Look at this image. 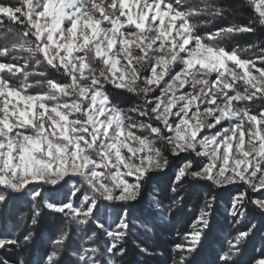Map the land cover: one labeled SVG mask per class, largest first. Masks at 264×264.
<instances>
[{
    "label": "snow or ice",
    "instance_id": "snow-or-ice-1",
    "mask_svg": "<svg viewBox=\"0 0 264 264\" xmlns=\"http://www.w3.org/2000/svg\"><path fill=\"white\" fill-rule=\"evenodd\" d=\"M107 2L113 14L104 12L100 19H94V14L89 15V6L97 8L94 0H0V26L5 18L22 26L19 31L4 27L0 42V186L4 188L0 204L7 203L9 192L27 189L33 201V224L39 215L36 202L42 201L49 210L71 216L77 223L95 221L109 238L104 251L109 255L122 253L121 243L130 227L128 202L142 194L152 179L151 171L170 167L169 156L156 147V140H160L172 156L195 153L207 158L199 171L194 168V159H186L176 171L173 192L186 176L211 181L215 186L242 184L245 190L233 196L230 215L245 217L248 204L264 212V198L248 194L249 190H264V110L253 114L247 107L232 109L233 102L264 101V48L256 57L260 61V68H256L251 58H240L237 49L226 51L213 43L218 37L253 32L256 20L220 27L202 36L191 24L192 18L222 16V8L186 5L184 0H135L140 10L133 15L125 11L126 0ZM249 2L258 13V22L264 25V0ZM131 46L142 55L136 59L139 67L128 60L131 67L125 71L131 73V79L125 81L117 68L118 58L121 54L125 59L131 56ZM25 53L36 65L46 62L51 69L62 70L70 82L47 79L45 91L29 93L30 73L23 70L29 65L25 61L18 66ZM95 58L106 66L98 74L89 62ZM141 61H147V66ZM172 64L183 66L174 76ZM195 65L207 70L208 75L215 72V79L199 81L193 76L191 90L177 95L187 80V76L181 79L182 73ZM145 67L150 75L141 74ZM21 72L17 83L13 78ZM166 75L169 80L164 79ZM177 80L181 82L173 89ZM109 84L136 93L143 104L124 109L113 103L106 89ZM197 84L202 85L199 90ZM215 87L224 93L219 102L212 92ZM157 89L158 95L154 94ZM199 105H204L210 119L192 124L189 113L192 107L199 113ZM129 113H135L136 118ZM224 121L230 126L225 127ZM245 128L249 142L259 141L253 152L243 150ZM203 129L210 134L199 135ZM233 149L240 158L230 157ZM77 176L81 183L76 182ZM129 177L134 179L130 182ZM44 185L52 187L42 190ZM214 199L206 202L184 233V242L175 245L179 256L175 264H194L195 255L212 240ZM156 206L160 207L159 201ZM110 212L116 222L105 227L102 221ZM254 228L251 224L247 229H237L227 247L217 250L214 264H239L236 258ZM95 236L93 232L85 243ZM31 237L29 232L24 242ZM66 238L67 233H61L53 251L41 257L42 264H60ZM19 245L15 236H0V249ZM74 255L78 264H103L95 246L82 247ZM251 264H264V255Z\"/></svg>",
    "mask_w": 264,
    "mask_h": 264
},
{
    "label": "trees",
    "instance_id": "trees-1",
    "mask_svg": "<svg viewBox=\"0 0 264 264\" xmlns=\"http://www.w3.org/2000/svg\"><path fill=\"white\" fill-rule=\"evenodd\" d=\"M191 6L205 7L206 4H214L222 8L223 15L215 18L208 17L209 22L205 23L206 17L196 16L192 18L193 25L198 26L196 32L202 36L215 32L217 28L228 27L230 25H246L249 20H256L253 25L254 31L247 33H237L222 38L221 46L226 50L239 48L252 51H261L264 48V25L258 22V14L255 12L253 4L249 0H187ZM4 29V27H3ZM27 54V53H25ZM28 55V54H27ZM35 65V60L31 59ZM34 68V67H33ZM48 74L49 79L70 82L62 71L51 69ZM39 69H42L40 67ZM40 71V70H38ZM36 79V76H35ZM34 80V78H32ZM36 83V81H34ZM41 88L40 85L37 86ZM110 94L116 101L129 103L134 100L130 95H122L120 92L111 90ZM137 101V99H135ZM264 104L260 101L254 104L257 107ZM255 109V108H254ZM256 110V109H255ZM164 153L173 159L166 148ZM165 179L153 178L149 183L155 185V190L159 193L160 209H164L165 218H161V210L147 209L143 200L134 209L138 214L130 216L128 235L122 241L121 246L124 251H116L109 255L104 251L108 239L96 226L95 221L89 220L87 224L77 223L71 216L66 217L62 213L49 210L42 201L36 202L39 208V215L36 216V223H32L34 214L33 201L27 198L26 194H11L9 192L6 204H0V236H15L19 239V247H5L0 249V261H7V264H19L24 260L25 264H42L41 257L46 256L54 249V241L61 235L67 233V238L60 250V264H78L77 257L82 247L95 246L100 250L98 257L103 264H175L179 259L175 245L184 242V233L189 231L192 223L199 216L202 196L198 191L188 192L186 178L177 187V191H172L171 177ZM148 185V184H147ZM145 186L146 190L148 186ZM4 188H0V192ZM151 190L143 195L146 196ZM214 194L211 223L213 227L212 240L205 242L204 247L195 255L194 264H214L217 250L221 246L227 247L228 241L235 235L237 229H247L251 224H255L250 236L241 249V255L236 259L239 264H251L255 259L264 255V224L261 219L254 216L253 209H247V216L239 223L229 219L219 206L221 201L218 192ZM145 198V197H144ZM247 207H250L247 205ZM168 209H171L168 211ZM134 221V222H133ZM135 224H133V223ZM105 224V221H103ZM110 227V226H109ZM29 232L32 237L28 242H24L23 237ZM95 232L96 236L92 241H87V237ZM109 259L110 262H109Z\"/></svg>",
    "mask_w": 264,
    "mask_h": 264
},
{
    "label": "rangeland",
    "instance_id": "rangeland-1",
    "mask_svg": "<svg viewBox=\"0 0 264 264\" xmlns=\"http://www.w3.org/2000/svg\"><path fill=\"white\" fill-rule=\"evenodd\" d=\"M8 2H10V3H18V0H8ZM143 2H144V0H141V3H143ZM94 3L97 5L96 9H92L89 6V15H93L94 14L93 15L94 19H100L101 18V14L104 13V12H107L109 15L113 14V9H111V7L108 6L107 0H94ZM126 3L128 5V7L125 8L126 12H129V13L135 15L136 12H138L140 10V5L136 4L135 0H126ZM147 3H152V0H147ZM184 3L187 5L188 1L184 0ZM207 18L208 17H206V19ZM191 24H193L192 20H191ZM198 26L199 25L195 26V29H197ZM3 27H12L14 30H17V31L22 29V26H17L13 22L8 21L5 18V24L3 26H0V42H2L3 39H4V37L2 35ZM127 27H131V26H127L126 25L125 28H127ZM133 31H135L134 27H133ZM126 38L129 39L130 41L136 40V37H133V36H127ZM222 38H224V41H226L225 37H218L216 40L213 41V43H216L217 45L221 46L220 44L222 42ZM234 49L238 50L239 48L235 47ZM226 51H229V50H226ZM158 54L162 55L163 53H158ZM238 54H239L240 58H251L255 62L256 68H260V61L258 59H256V57L261 55V51H259V50H257V51H252V50L249 51L248 50L247 51V50L243 49L241 51V53L238 52ZM141 55H142V53L140 52V50L138 48H135L134 46H131V56H129L127 59H125L124 55L121 54V56L118 58L120 60V63L117 65V68L120 69L121 72L124 73L125 81L131 79V73L129 71H125L126 67L127 68L131 67V65L128 64V60H131L133 65H136L137 67H139V65L136 64V59L139 58ZM24 56H25V59L21 60L19 62V64H18V66L22 65L23 63H25V61L29 65V67L27 69H23V70H26V71H28L30 73V75L28 77V83L31 84L32 86L28 89V92L31 93V94H38V93H40L42 91H45L46 88H47L46 80L50 78V77H48V76H50L48 74V71H50L49 66L46 64V62L41 63L40 65H36V64L34 65V62H33V64L31 63V61H32L31 59H27V57H28L27 54H24ZM89 62L91 63L92 67L96 70L97 74L99 73L100 70H102V69H104L106 67L105 65H103L102 61H100L98 58L92 59ZM141 63L144 64L145 66H147V61H141ZM227 63H228L229 67L232 66V62H227ZM40 67H42V69H39ZM182 67L183 66L180 65V64H172V65H170V68L172 69L171 75L174 76L177 72H180ZM256 68L252 69V73L254 75L256 74ZM197 69H199V71H197ZM38 70H40V71H38ZM85 71L87 72L88 70L86 69ZM40 72H44L45 76L38 75V73H40ZM206 72H207V70L200 68L199 65H195L194 68L188 70L187 73H182L181 79H184V77L187 76V80L185 81L184 87L183 88H179V90L177 92V95H179V94H181V93H183L185 91H190L191 90V84L193 82V76H194L195 80H199V81L214 80L215 79V75H216L215 72L211 73V75L206 74ZM62 73H63V71H62ZM141 74L142 75H150V72L147 70V67H145V71H143ZM35 76H36V79H35ZM20 77H22V72L18 73L17 77H14L13 79L17 83H19V78ZM32 78H34V80H32ZM164 79L165 80H169V76L166 75ZM37 80L41 81V83L40 84L34 83V81H37ZM180 82H181L180 80L175 81V83H173V89H177V87L180 84ZM137 83H142V82L141 81H137ZM38 85H40L41 88H43V89H38L37 88ZM201 86L202 85L197 84L196 85V89L199 90V88ZM106 89L109 92V96H110V99L112 100V102L118 104L120 107H122L124 109H130V108L135 107L137 105H142L143 102H144L142 97L138 96L136 93L129 92V91H127L125 89H121V88H115L111 84L106 85ZM111 90H113V93H114V90H115L117 92H120V94H122V95L123 94L126 95V96L130 95V97L134 98V100L130 101L129 103H126V105H125L124 102L116 101V98L114 96L112 97V95L110 94ZM240 90L243 91V87H241ZM212 92L215 95V97L217 98V101L219 102L221 100V98L223 97V94H224L223 91H221V89L219 87H215V88L212 89ZM154 94L158 95L159 94V89H157L156 93H154ZM194 94L195 93H193V95ZM135 99H137V101H135ZM258 102H260V100H257L255 102H233L232 109L234 111H239L242 107H247V108H249L251 110V112L253 114H255L256 112H258L260 110H264V104H260L257 107H254V104H257ZM199 107H200V112L199 113H196V108L195 107H192V109H191V111L189 113V116L192 117V119L190 120V123H192V124H194L197 120H209L210 119L208 117V115L204 111V105H199ZM173 111H175V108L173 109ZM194 113H195V115H193ZM129 114L132 115L134 119L136 118L135 117V113H129ZM222 123L224 124L225 127H229L230 126L228 121H224ZM217 127H219V125ZM253 130H255V129H253ZM212 131H215V130H212ZM247 131H248L247 128H245V133H246V135H245V144L242 147H243L244 151L253 152L254 147L258 149L259 141L257 140V141H255V143L249 142V139H248V136H247ZM208 134H210V130L203 129L200 132L199 135L202 136V135H208ZM198 138H199V136H198ZM235 142H236V140H235V138H233L234 146H235ZM156 147H159L162 152H164L163 149L166 148V151L168 152L167 145L163 141L156 140ZM230 157H232L234 159L240 158L239 154L236 153L234 149H233L232 152H230ZM172 158L173 159L170 160V167L169 168L164 169L162 171L161 170H153V171H151L149 173L151 175L152 179L153 178L154 179L155 178H158V179H163V178L166 179L167 178L168 179L169 178L168 176H170L171 180H173L172 183H171L172 184V188H173L174 182H175L176 171H177V169L180 166H182V164L186 161V159H194V161H195L194 168L197 171L200 170V168L203 166V163H207V158L206 157H204V156H196L195 153H181L179 157L172 156ZM219 162L220 161H218V163ZM230 162H231V160H230ZM98 171H101V170L98 169ZM186 178L189 181H188V183H186L184 185V187L188 186V192L198 191V193H200L201 196H202V201H201L202 205H201L200 212H201L202 209H205L206 202L209 201V200H212L213 197H214L213 193H215L217 191L218 195L221 198V200H223V201H221L219 206L222 208L223 212L227 216H229V219L231 221L237 222V220H239V222H241L243 220V218H246L247 212H246L245 217H243V218H239V217L234 218V217H232L230 215V210H231V205H232V198L238 192L244 191L245 187H246L245 185H242V184H229V185L215 186V185L212 184L211 181L200 179L198 177L186 176L185 178H183V181ZM128 179L131 182L134 178L129 177ZM75 180H76L77 183H81L82 182L81 178L78 177V176L75 178ZM147 186H148L147 188H149L151 190L150 193L148 192V194L146 196H143L147 192V190H149V189L146 190V188H144L142 194L137 198L136 201H129L128 202L127 211H128V214L130 216L138 214V212H137L138 210H136L134 208H136L138 206V204H140L143 200L145 201V206H146L147 209H151L150 207H152V209L154 208V210L160 209V207L158 208L156 206V202L159 201L158 197H159V193L160 192L155 190L156 187L154 185V182L153 183H148ZM29 187H31V185ZM49 187H52V186L44 185L42 190H46ZM0 188H3V186H0ZM10 193L14 194L16 192H10ZM262 193H264V190H262V192H257V193H252L249 190L248 194H249L250 197L264 198V195H262ZM21 194L22 195L26 194L27 198L31 199V197L27 194V189L25 190V192H23ZM106 203H111V202H106ZM117 203H120V202H117ZM248 205L250 207H247V209L248 208L249 209H253L254 213L256 214L254 217L257 218V219H261L262 220V224H264V212L259 211L258 209H256L251 204H248ZM51 211H53V210H51ZM164 213H166V212L165 211H161V214H162L160 216L161 218H165L164 217V215H165ZM199 215H200V213H199ZM130 216H128V217H130ZM103 221H105V227L114 226V224L116 222V216L110 212L105 217V219ZM133 224H135V223H133ZM102 233H103V231H102ZM105 238L109 240V238L106 235H105ZM110 260L111 259H109V262H110Z\"/></svg>",
    "mask_w": 264,
    "mask_h": 264
}]
</instances>
